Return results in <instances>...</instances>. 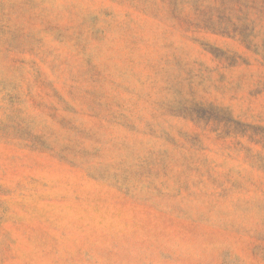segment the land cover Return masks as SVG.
<instances>
[{
  "label": "rangeland",
  "instance_id": "obj_1",
  "mask_svg": "<svg viewBox=\"0 0 264 264\" xmlns=\"http://www.w3.org/2000/svg\"><path fill=\"white\" fill-rule=\"evenodd\" d=\"M0 264H264V0H0Z\"/></svg>",
  "mask_w": 264,
  "mask_h": 264
}]
</instances>
